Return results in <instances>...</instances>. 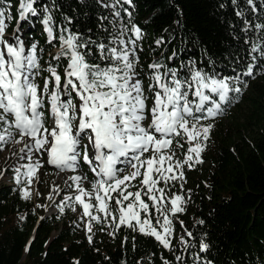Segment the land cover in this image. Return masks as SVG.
<instances>
[{"label": "snow or ice", "instance_id": "snow-or-ice-1", "mask_svg": "<svg viewBox=\"0 0 264 264\" xmlns=\"http://www.w3.org/2000/svg\"><path fill=\"white\" fill-rule=\"evenodd\" d=\"M97 2L111 9L112 16L110 27L103 26L107 36L98 37L99 42L67 27L58 28L53 13L57 7L55 0L42 5L39 0H19L16 30L5 38L6 18L12 20L13 16L0 7V150L9 143L22 145L13 155L27 159L28 163L13 170L17 184L24 178L25 186L21 189L24 199L31 198L29 186L34 179H39V169L45 162L61 172H75L81 163L88 165L95 174L90 187L85 188L82 183L88 179L86 174L71 176L68 179L73 184H68L67 180L65 184L74 188V194L64 197V202H73L72 211L76 210L75 205L82 207V218H89L88 232L92 230L93 221L102 223L111 218L117 230L126 226L154 238L164 249L172 251L173 218L186 211L188 201L182 193L168 196L167 192L177 182L183 189L185 166L192 169L203 163L202 153L213 127L204 121L223 115L226 107L239 98L241 85L248 87L244 77L254 79L256 75L264 74V22H254L255 15L249 20L238 0H231L237 8L236 16L243 20L241 31L245 36L244 43L248 45L247 63L241 64L242 57H237L234 64L239 67L229 65L235 75H222L214 67L206 70L193 58L181 60L178 67H169L162 62L149 63L148 68L152 70L149 96L145 95L143 80L137 71L138 42L142 40L143 32L134 24L129 28L121 16V11L129 18L132 16L124 7L125 4L132 6V0ZM244 3L253 14L257 12L256 0H244ZM260 7L264 9V0ZM39 15H42L40 22L48 43L59 41V51L53 57L57 63H49L47 68L40 64V53L44 50L40 49L38 53L37 44L30 42L28 28L20 23L31 27L29 17ZM99 19L109 18L101 16ZM252 31L259 33L255 39L248 36ZM21 34H24L23 38ZM234 39L240 37L234 35ZM163 43V38L156 40L157 45ZM92 45L104 63L90 62ZM178 56L179 52L174 50L167 59L172 61ZM61 58L67 60L63 82L58 71ZM215 63L208 60L209 65ZM42 71L49 75L43 77L41 88L37 77ZM74 96L78 97V102ZM150 98L151 106L148 104ZM49 118L52 121L50 128L46 126ZM182 140L188 147L179 159L173 141L176 148L183 150ZM45 154L47 160L42 161L40 157ZM129 167L132 171L126 172ZM137 178H141L137 190L129 191ZM161 183L163 187H160ZM54 190L59 191L58 187ZM190 195L191 190H188ZM48 198L52 199L51 194ZM113 200L114 210L111 207ZM60 211H64V206ZM179 223L183 227L184 222ZM187 236L192 237V233L188 231ZM87 238L92 241L91 235ZM180 240L185 251L192 246L183 236ZM208 249L209 244L201 242L200 251ZM183 259L180 255L175 256L181 264ZM196 259L200 257L197 255ZM163 264L172 262L163 259ZM204 264H210V261Z\"/></svg>", "mask_w": 264, "mask_h": 264}, {"label": "trees", "instance_id": "trees-1", "mask_svg": "<svg viewBox=\"0 0 264 264\" xmlns=\"http://www.w3.org/2000/svg\"><path fill=\"white\" fill-rule=\"evenodd\" d=\"M110 2L103 0V3ZM39 3L50 4L51 0H39ZM238 3L249 20L255 15L254 22H264L261 0H256L255 14L244 0ZM55 4L53 13L58 28L67 27L98 42V37L107 36L103 26H109L111 9L104 8L97 0H55ZM0 7L13 16L12 20L6 18V31L12 34L17 26L19 0H0ZM124 7L132 16L129 18L121 11L123 22L129 28L134 24L143 32L138 42L137 71L143 80L145 95L151 96L149 63L178 67L181 60L193 58L206 70L214 67L222 75H235L229 65L239 67L234 64L237 57H242L241 64L249 59L248 45L241 31L243 20L236 16L237 8L231 0H132V6L125 4ZM101 16L109 19L101 21ZM29 19L31 27L20 23L28 28L30 42L37 44L38 53L44 50L40 53L41 67L47 68L49 63L55 65L57 61L53 57L59 51V41L48 43L40 22L42 15ZM234 35L240 39H234ZM258 35L255 31L248 33L253 39ZM160 38L164 43L157 45L156 40ZM91 48L90 62L104 63L99 60L95 45ZM174 50L179 56L169 61L167 58ZM209 59L216 63L209 65ZM59 64L63 81L67 60L61 58ZM48 75L42 71L37 83L41 85L43 77ZM243 79L248 87L241 85L239 98L226 107L223 115L204 121L213 127L202 153L203 163L185 170V178L191 179V184L185 182L180 191L186 190L188 194L191 190V195L182 192L188 202L186 211L177 214L178 222H173L172 251L164 249L154 238L126 226L119 230L114 226L110 232L103 230L102 233L93 228L83 234L79 220L67 208L63 212L59 208L41 218L45 208L32 198L22 197L20 185L11 171V182L0 184V264H76L77 261L79 264H163V259L181 264L175 260L176 255L184 258L183 264H204L205 261L264 264V74ZM73 98L76 100L75 96ZM181 143L186 146L183 140ZM200 220L204 223H198ZM188 231L192 237L187 236ZM181 236L192 245L187 251ZM201 242L209 244L206 252L200 251Z\"/></svg>", "mask_w": 264, "mask_h": 264}, {"label": "rangeland", "instance_id": "rangeland-1", "mask_svg": "<svg viewBox=\"0 0 264 264\" xmlns=\"http://www.w3.org/2000/svg\"><path fill=\"white\" fill-rule=\"evenodd\" d=\"M15 30H16V27L14 28V31ZM23 35L24 34H21L22 38H23ZM9 36H11V33H7V31H6L5 38H8ZM43 83L40 85L41 88L43 87ZM76 101L78 102V97H76ZM148 104H149V106H151L152 99L148 100ZM46 107H47V102H46L45 108ZM46 111H47V109H46ZM47 114H48V112H47ZM225 120L226 119H224V121ZM149 121H150V117H149ZM51 122L52 121L50 118L47 119L46 120V126L50 128ZM17 146H18V144L9 143V144L4 146L3 150H0V173H3V175L0 176V184L11 182L12 175L9 173L12 171V173L15 174V172L13 170L15 167H18L21 164L28 163L27 159L21 160V159H19L18 156L13 155L14 152H17L19 150V148ZM187 147H188V144L186 143V146H184V148H187ZM173 148L175 149L176 157L179 159H182L185 150H180L179 148H176V143H174V142H173ZM89 154L91 156V154H92L91 150H90ZM37 155H40V154H37ZM146 155H149V154H146ZM40 158L42 161L47 160L45 155L41 156ZM186 167L187 166H185V170H186ZM22 171H23V169H22ZM125 171L131 172L132 169L129 167ZM78 174H86L87 175L88 179L82 181V183H83V186L85 188H89L91 181H93L95 179V174L91 172L88 165L81 163V167L79 169H77V171H75V172H73L71 170L61 172L60 170L56 169L53 166H47V163L45 162L43 164V167L39 169V172H38L39 179L38 180L34 179L32 185H30L29 187L32 189L31 198L39 206L44 207L45 212L48 215L56 212L61 206H64V208H67V211H69L71 215L73 214L79 220L78 222L82 226V233L87 234L88 233L87 225L89 222V218L88 217L82 218V212H83L82 207L75 205L76 210L72 211L71 206L73 205V202L72 201L64 202L65 196H72L74 194V188H68L65 184V181L67 180L68 184H73V181L69 180L68 178L71 176H74V175H78ZM140 179L141 178H137V180L133 181L132 184L134 186L129 188L128 190L133 191V192L136 191L137 186L139 185ZM23 180H24V178L22 177V183L18 184V185H20L21 189L25 186ZM186 182H188V184H191V179L186 178ZM163 186L164 185L161 183L160 187H163ZM57 187L59 189L58 192L54 190ZM182 192L186 193L187 191L186 190L180 191V184H179V182H177V183H175V185L173 187L170 188V190L167 192V195L171 196L173 193H182ZM50 194L52 196V199L48 198ZM186 195H188V194L186 193ZM143 198L147 201V197H143ZM147 202H149V204H151L150 201H147ZM111 207L113 208V210L116 207L114 200L111 202ZM153 214H155V213H153ZM99 215L103 216L102 213H100ZM141 215H143V213ZM173 222H178L177 217L173 218ZM153 224H155V219H153ZM114 226L115 225L111 223V218H109L108 222L97 223V222L93 221L92 225H91L92 229L93 228L98 229V233H102L103 230H105L106 232H110ZM171 240L172 241L175 240V232H174L173 236L171 237Z\"/></svg>", "mask_w": 264, "mask_h": 264}, {"label": "water", "instance_id": "water-1", "mask_svg": "<svg viewBox=\"0 0 264 264\" xmlns=\"http://www.w3.org/2000/svg\"><path fill=\"white\" fill-rule=\"evenodd\" d=\"M45 216H48V214L46 212L41 216V218L45 217Z\"/></svg>", "mask_w": 264, "mask_h": 264}, {"label": "bare ground", "instance_id": "bare-ground-1", "mask_svg": "<svg viewBox=\"0 0 264 264\" xmlns=\"http://www.w3.org/2000/svg\"><path fill=\"white\" fill-rule=\"evenodd\" d=\"M52 123V122H51ZM18 148H20V147H22V145L21 144H18V146H17Z\"/></svg>", "mask_w": 264, "mask_h": 264}, {"label": "flooded vegetation", "instance_id": "flooded-vegetation-1", "mask_svg": "<svg viewBox=\"0 0 264 264\" xmlns=\"http://www.w3.org/2000/svg\"><path fill=\"white\" fill-rule=\"evenodd\" d=\"M47 114V112H45V115ZM48 115V114H47ZM47 115H46V117H47Z\"/></svg>", "mask_w": 264, "mask_h": 264}]
</instances>
